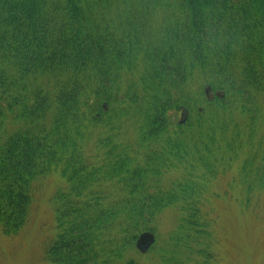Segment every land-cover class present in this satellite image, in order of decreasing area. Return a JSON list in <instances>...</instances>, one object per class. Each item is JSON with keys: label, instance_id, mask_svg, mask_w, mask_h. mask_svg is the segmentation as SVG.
Masks as SVG:
<instances>
[{"label": "trees", "instance_id": "obj_1", "mask_svg": "<svg viewBox=\"0 0 264 264\" xmlns=\"http://www.w3.org/2000/svg\"><path fill=\"white\" fill-rule=\"evenodd\" d=\"M253 89H264V0H0L1 231L25 229L56 173L46 264H140L139 235L182 203L193 213L177 238L190 247L207 226L195 207L206 187L175 191L166 172L177 160L211 170Z\"/></svg>", "mask_w": 264, "mask_h": 264}, {"label": "rangeland", "instance_id": "obj_2", "mask_svg": "<svg viewBox=\"0 0 264 264\" xmlns=\"http://www.w3.org/2000/svg\"><path fill=\"white\" fill-rule=\"evenodd\" d=\"M158 23L161 25L162 20L153 22V27ZM185 108L188 113L180 117L184 122L190 116L189 108ZM231 110L226 134L233 138L231 149L221 142L211 170L203 166L194 170L189 162L177 160L164 178L175 191L188 179L206 187L196 197L195 206L206 222L204 233L196 236L190 247L184 245L177 238V228L192 211L183 203L169 207L157 216L155 249L130 254L140 264H264V89L251 90ZM136 139V132L128 130V142ZM104 151L98 147L88 152L98 153L100 158ZM64 187L65 181L58 174L48 176L25 229L14 236L0 229V264H46L44 247L56 234L51 200Z\"/></svg>", "mask_w": 264, "mask_h": 264}, {"label": "water", "instance_id": "obj_3", "mask_svg": "<svg viewBox=\"0 0 264 264\" xmlns=\"http://www.w3.org/2000/svg\"><path fill=\"white\" fill-rule=\"evenodd\" d=\"M206 92L207 93L211 92L210 85L206 86ZM185 113H188V109L186 108L183 110L182 114L185 115ZM181 122H184V119ZM155 241H156V236L152 231H144L139 235L136 241V247L142 253H146L154 245Z\"/></svg>", "mask_w": 264, "mask_h": 264}]
</instances>
